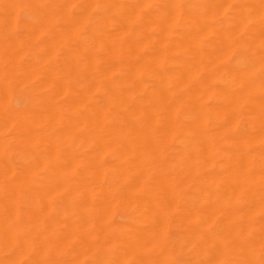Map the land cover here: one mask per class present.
<instances>
[{"label": "bare ground", "instance_id": "obj_1", "mask_svg": "<svg viewBox=\"0 0 264 264\" xmlns=\"http://www.w3.org/2000/svg\"><path fill=\"white\" fill-rule=\"evenodd\" d=\"M175 2L162 22L153 0H0V44L24 81L39 83L45 96L32 110L31 95H19L27 104L18 110L31 114L17 139L33 147L38 162L0 169V232L13 226L31 242L22 260L87 264V250L104 242L112 217L128 202L103 189L109 162L137 147L165 167L178 141H197L192 163L169 189L167 215L186 231L203 224L236 236L264 212L260 72L255 104L247 87L229 86L248 71L235 58L238 44L258 46L264 23L230 24L229 33L212 27L213 16L192 31L182 27L185 15ZM221 3L220 15L229 13L232 0ZM151 96H182L188 109L176 104L183 119L156 123L145 142L137 124L140 101ZM8 100L5 85L0 104ZM10 154V145L0 144V157ZM157 176L144 167L137 190ZM170 228L166 221L151 246L163 244ZM257 231L264 237V222Z\"/></svg>", "mask_w": 264, "mask_h": 264}, {"label": "clouds", "instance_id": "obj_2", "mask_svg": "<svg viewBox=\"0 0 264 264\" xmlns=\"http://www.w3.org/2000/svg\"><path fill=\"white\" fill-rule=\"evenodd\" d=\"M176 7L175 0H153L154 13L162 22L167 21L170 10ZM221 7V0H180L179 8L185 15L182 27L195 31L213 16L215 23L212 27L229 33L234 31L228 28L230 24L264 23V0H258V3L256 0H232V8L225 15H220ZM12 39L10 36L9 44ZM234 55L237 60L246 61L248 71L246 77H240L235 84L229 81V86L240 89L247 87L249 103L255 104V81L259 71V115L264 118V39L256 47L238 44ZM5 85L8 87L9 100L7 104H0V144L8 143L11 154L7 158L0 157V169L5 166L32 167L39 159L36 151L26 141L17 139L21 130L27 127V117L31 113L19 111L16 98L22 93L30 94L32 110H35L42 106L45 96L39 83L24 81L13 57L0 44V87ZM178 103L184 104L185 110L188 109L182 96L144 97L140 101L143 118L137 124L139 137L147 142L156 130V123L177 117L183 119V114L176 110ZM177 143L180 147L172 162L165 167H161L154 157H149L146 147H137L130 154L119 152L113 155L109 163L114 166L103 189L109 196L128 202L122 204L112 217L104 242L87 250V264H264V240L257 245L251 239V233L233 236L223 232L219 226L208 225L205 228L203 224L196 231L188 232L178 218L167 215L169 189L192 163L189 153L197 145L195 139ZM261 144L264 145V139ZM144 167L156 171L158 176L137 190ZM166 221L171 224V228L165 242L151 246L150 237L153 234L158 236L160 227ZM91 238L95 239L94 236ZM32 247L18 228L10 226L7 235L0 232V264H54L50 260H22L21 257L25 252H30ZM66 264H77V261H68Z\"/></svg>", "mask_w": 264, "mask_h": 264}, {"label": "rangeland", "instance_id": "obj_3", "mask_svg": "<svg viewBox=\"0 0 264 264\" xmlns=\"http://www.w3.org/2000/svg\"><path fill=\"white\" fill-rule=\"evenodd\" d=\"M26 58H29V55L26 57ZM17 101H18V105H20V106H25L26 104H27V100H25V99H22L20 96H17ZM264 169V168H263ZM229 206H231V205H229ZM240 211H243L242 210V208H240ZM252 218H251V221H250V223H249V225L246 223V221H245V223L244 224H246V225H248V226H243V224L240 226V228H239V233H240V235H248L250 232H251V239L258 245L262 240H264V237L261 235V234H259L258 233V231H257V225L259 224V223H262V222H264L262 219L264 218V212H259V213H256V214H254L253 216H251ZM255 217V218H254ZM263 217V218H262ZM248 218H246V220H247ZM244 220H245V218H244ZM252 226V227H251ZM253 226H255V227H253ZM255 228V229H254ZM257 233H258V235H257ZM260 235V236H259ZM264 235V234H263ZM258 236H259V238H258ZM257 237V238H256ZM262 237V238H261Z\"/></svg>", "mask_w": 264, "mask_h": 264}]
</instances>
